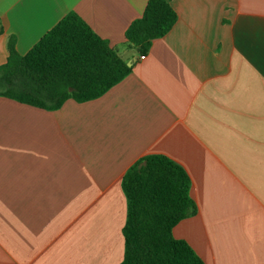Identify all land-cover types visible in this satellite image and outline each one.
Masks as SVG:
<instances>
[{"label":"crops","instance_id":"obj_1","mask_svg":"<svg viewBox=\"0 0 264 264\" xmlns=\"http://www.w3.org/2000/svg\"><path fill=\"white\" fill-rule=\"evenodd\" d=\"M147 2L0 0V65L72 10L133 65L58 109L0 95V264L121 263L123 177L149 154L192 180L176 238L205 264H264V0H170L177 22L140 54L126 30Z\"/></svg>","mask_w":264,"mask_h":264},{"label":"trees","instance_id":"obj_2","mask_svg":"<svg viewBox=\"0 0 264 264\" xmlns=\"http://www.w3.org/2000/svg\"><path fill=\"white\" fill-rule=\"evenodd\" d=\"M178 20L170 0H148L142 16L126 30L130 47L140 54L165 36ZM133 70L107 39L76 12L67 13L25 54L15 37L0 65V95L44 109H58L72 98L86 102L105 94ZM127 219L125 255L119 264H205L173 228L198 213L189 173L165 154H149L123 177Z\"/></svg>","mask_w":264,"mask_h":264},{"label":"built area","instance_id":"obj_3","mask_svg":"<svg viewBox=\"0 0 264 264\" xmlns=\"http://www.w3.org/2000/svg\"><path fill=\"white\" fill-rule=\"evenodd\" d=\"M141 58H142V59H145V58H146V55H142Z\"/></svg>","mask_w":264,"mask_h":264},{"label":"water","instance_id":"obj_4","mask_svg":"<svg viewBox=\"0 0 264 264\" xmlns=\"http://www.w3.org/2000/svg\"><path fill=\"white\" fill-rule=\"evenodd\" d=\"M129 65H132V62H128Z\"/></svg>","mask_w":264,"mask_h":264}]
</instances>
